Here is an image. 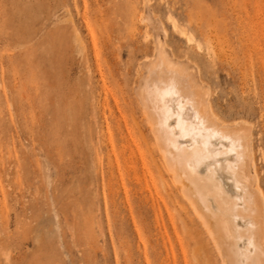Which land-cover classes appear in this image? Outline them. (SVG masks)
<instances>
[{"label": "rangeland", "instance_id": "374dc122", "mask_svg": "<svg viewBox=\"0 0 264 264\" xmlns=\"http://www.w3.org/2000/svg\"><path fill=\"white\" fill-rule=\"evenodd\" d=\"M124 1L0 0V264H126L102 178L108 165L100 139H106L105 120L113 114L95 105L101 82L94 64L107 81L110 107L122 101L120 94L134 97L133 83L144 72L143 64L156 59L153 19L161 23L158 37L171 65L193 74L223 123L243 121L249 127L245 130L264 195V0H128L149 20L135 34L119 13ZM70 13L82 42L73 37ZM144 30L152 36L144 39ZM112 70L121 86L109 74ZM64 102L80 108L72 115ZM57 112L67 114L64 122ZM68 114L75 118L74 129L66 124ZM223 181L228 188L229 180ZM146 196L147 210L141 224L136 222L139 231L144 229L141 239L128 209L118 208L125 215L132 264H146L144 246L151 260L150 246L162 238L166 264H197L187 252L191 241L182 233L172 199L170 223L164 209L159 213L155 195ZM236 203V214L248 216L246 203ZM163 221L172 235L169 243ZM206 247L208 252L196 256L199 264H228L211 244Z\"/></svg>", "mask_w": 264, "mask_h": 264}, {"label": "bare ground", "instance_id": "6f19581e", "mask_svg": "<svg viewBox=\"0 0 264 264\" xmlns=\"http://www.w3.org/2000/svg\"><path fill=\"white\" fill-rule=\"evenodd\" d=\"M119 11L126 17L132 34H135L139 28L147 26V23H144V26L142 23L148 18L133 1L122 2ZM69 18L73 37L82 42L79 28L76 23L74 24L71 13ZM82 19L87 30L92 32L90 20L85 15ZM171 23L173 29L177 30L178 26L173 19ZM150 26L151 33L155 34L153 42L156 59L143 64L144 72L139 73L137 83H133L134 97H124L120 94L123 103L120 99L121 105L115 102L114 106L110 107L107 81L98 63L94 64L97 65L96 73L99 75L97 82H101L97 85L100 91L98 90L95 105H100L103 113L107 108L113 114L111 121L105 120L107 136L105 140L100 139L102 146L100 147L106 150L105 160L108 167L102 178L112 207L111 216L115 225L118 248L125 251L126 264H132L131 244L126 236L125 215H122L118 208L121 206L128 209L131 221L141 239V232L144 229L140 225L142 231H139L140 227L138 229L136 222L140 220L137 223L141 224L142 215L147 210L146 194H148L155 195L160 214L161 208L167 212V215L169 214L172 207L170 205L171 208L168 209V203L172 199L174 210L177 212L176 215L174 211V215L178 217L182 233L191 241L190 250L187 252L190 251L193 259L198 261L196 256L199 257L201 251L208 252L206 246L211 244L216 252L225 256L224 259L228 264H264V195L257 183L255 158L252 157L250 148L252 142L250 143L247 135L249 133L246 132L249 127H245L243 121H235V123L233 121L232 124L222 122L223 119L218 117L219 114L215 113L214 106L212 107L211 101L209 102L210 94L207 97V92L195 81L193 74L171 65V59L163 48L162 39L158 37L161 23L153 19L150 20ZM150 31H143L144 39H147ZM179 34L188 44L193 42V47L197 51L201 50L200 44L196 43L189 33L179 30ZM109 74L115 77L116 85L121 86L115 72L112 70ZM92 75L94 77V74ZM120 88H116L118 92ZM101 92L104 93V97H101ZM112 94L115 96L114 92ZM63 105L59 107L64 108ZM66 105L72 115L80 108L79 104L77 106L73 102ZM57 113L59 121L64 122L66 113ZM137 113L141 117V123ZM68 119L66 124L72 126L71 121L75 118L68 114ZM72 130L69 128V133ZM116 138H118V146ZM224 177L229 180L228 188L223 181ZM239 199L246 203L248 216L245 212L242 213L244 215L236 214L240 203L237 205L236 200ZM169 222L171 223L172 219ZM176 223L177 219L174 224ZM162 225L167 242L173 241H169L172 235L169 237L164 221ZM202 234H205V237ZM150 247L151 260L144 246L146 264H166L167 249L164 239L162 238L160 242L153 240ZM197 261L196 263L199 264Z\"/></svg>", "mask_w": 264, "mask_h": 264}]
</instances>
